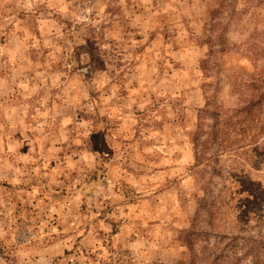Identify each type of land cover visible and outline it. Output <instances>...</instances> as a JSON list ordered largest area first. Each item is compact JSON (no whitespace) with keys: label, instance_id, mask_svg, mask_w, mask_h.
I'll return each mask as SVG.
<instances>
[{"label":"rangeland","instance_id":"374dc122","mask_svg":"<svg viewBox=\"0 0 264 264\" xmlns=\"http://www.w3.org/2000/svg\"><path fill=\"white\" fill-rule=\"evenodd\" d=\"M261 93L264 0H0V264H250L208 112Z\"/></svg>","mask_w":264,"mask_h":264},{"label":"trees","instance_id":"16d2710c","mask_svg":"<svg viewBox=\"0 0 264 264\" xmlns=\"http://www.w3.org/2000/svg\"><path fill=\"white\" fill-rule=\"evenodd\" d=\"M254 97L255 96L250 98L249 102H246L244 106L234 111V114L232 113L233 115L231 116H226L225 112H223V110H220L219 106L218 108L214 106L211 111L207 107V111H210L208 112V114L210 115L211 119H213L211 132L209 133V136L211 135L210 144L217 142L215 150L216 156L221 155L227 148L238 151L242 149L237 146V144L241 141L247 140L249 137L256 139L260 135H263L264 93H261L255 98ZM211 104L213 106L214 102ZM225 117H227V122L230 121V123L225 122ZM236 117L239 118L236 119ZM232 119L235 120L233 121ZM207 143L208 141L203 144L202 148H199V150H197L196 160L198 163L201 162V158H204L205 154L203 148L207 149ZM248 178L249 180L246 181L245 184H249L251 186H246V188L242 190V194L236 192L232 199L226 197H221L219 199L225 205L230 207V209H228L234 213L235 217L237 216L235 220V227L236 230H238V233H236V236L233 237V241L241 242L243 240H247V237H245V235L247 233L251 235L250 230L252 229L256 230L255 235L250 240L244 241L248 243L252 242V247L244 251L247 252V258L250 257V255L253 257L250 264H260L261 252L264 251V188L261 186V184H254L255 178L253 174L252 177H250V174L247 172V179ZM236 181L239 182L240 180ZM237 182L234 183L238 185ZM255 185L256 188L260 189L259 191L256 188H252ZM241 202H246L247 206H244V208L238 206V204ZM218 204L219 203L216 198L209 197L199 207V209L208 211L210 217L209 221L211 223L210 225L212 226H214V222L211 218H215L214 215H216L217 213L215 207ZM223 214L224 217H226L229 214V211H225ZM246 225L247 227L251 226L250 230L243 228ZM221 237L225 239L228 238V236L225 234H222ZM239 261H241V259Z\"/></svg>","mask_w":264,"mask_h":264}]
</instances>
